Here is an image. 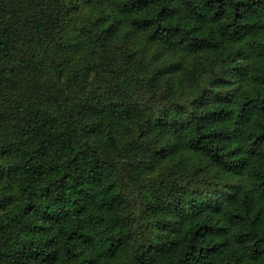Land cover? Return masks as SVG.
<instances>
[{
    "label": "trees",
    "instance_id": "trees-1",
    "mask_svg": "<svg viewBox=\"0 0 264 264\" xmlns=\"http://www.w3.org/2000/svg\"><path fill=\"white\" fill-rule=\"evenodd\" d=\"M0 264H264V0H0Z\"/></svg>",
    "mask_w": 264,
    "mask_h": 264
}]
</instances>
